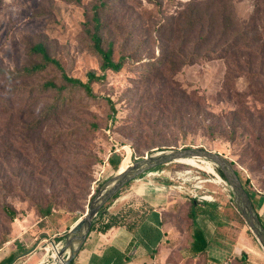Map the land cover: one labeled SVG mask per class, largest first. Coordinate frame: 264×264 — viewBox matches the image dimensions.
<instances>
[{
    "label": "rangeland",
    "instance_id": "rangeland-1",
    "mask_svg": "<svg viewBox=\"0 0 264 264\" xmlns=\"http://www.w3.org/2000/svg\"><path fill=\"white\" fill-rule=\"evenodd\" d=\"M99 1L0 0V69L15 71L41 63L39 57L30 54V48L39 43L47 48L51 58L61 63L69 77L87 82L89 72L101 74V61L92 53L85 30L92 17V7ZM192 1L121 0L111 13L105 40L113 44L115 60L127 55L138 63L128 64L120 73L109 71L105 81L94 83L97 99L77 91L69 115L55 122L52 128L57 131L61 126H69L80 113L97 126L83 144L94 174L91 195L71 212L56 207L53 215L42 219L31 202L17 191L13 193L7 202L17 210L18 216L12 223H3L0 217V241L7 240L0 247V262L14 259L12 264H53L70 227L78 217L85 216L99 188L119 170L160 151L205 148L222 154L234 164L242 181L248 182L250 197L261 207V199L264 200V0H232L241 26L234 28L240 34L229 35L227 43H218L216 58H204L170 78L163 74L155 80L148 79L145 65L162 55L159 25L165 18L178 15ZM49 80L58 85L62 80V73L52 65L28 82V86H40ZM171 91L178 101L182 100L183 92L188 93L195 113L202 110L198 123L201 125L204 117V125L216 126L219 133H204L193 123L185 125L181 116L169 115L161 120L165 108L154 106V102ZM108 101L113 103L115 114ZM201 102L203 107L199 105ZM173 119L176 120L171 122ZM20 125L0 144L10 147L16 143L25 154L30 153L25 137L20 134ZM229 125L235 126L234 135ZM8 151L9 161L3 162L0 182L4 178V182L12 179L17 166L16 155L9 148ZM113 156L121 158L119 168L111 165ZM207 171L209 168L203 161L185 160L147 173L120 191L124 195L152 182L167 186L163 193L159 191L165 196L170 194L172 203L168 210H173L164 214L167 264H210L209 255L194 258L190 250L195 230L190 211L192 205L211 202L226 213L231 199L229 186L219 183L218 176ZM180 186L197 192L200 198L179 190ZM61 187L60 183L54 188L47 185L42 192L58 193ZM235 215L238 220L232 217L229 226L233 234L229 237L242 245L253 243L264 256V249L257 239H252L255 236L241 214ZM204 234L211 242V250L214 247L224 250L219 256V261L224 262L232 253L233 243L226 241L222 232L214 236L211 229H204ZM235 262L230 259L224 264Z\"/></svg>",
    "mask_w": 264,
    "mask_h": 264
},
{
    "label": "trees",
    "instance_id": "trees-1",
    "mask_svg": "<svg viewBox=\"0 0 264 264\" xmlns=\"http://www.w3.org/2000/svg\"><path fill=\"white\" fill-rule=\"evenodd\" d=\"M67 1L81 2V0ZM120 4L121 0H100L92 7V17L86 23L85 30L91 41L92 53L101 61V74L96 71L89 72L87 82L69 77L61 63L51 58L47 48L39 43L30 48V54L39 57L41 63L15 71L0 69V142L22 122L20 134L27 141L25 143L27 149L31 150L30 153L25 154L22 148L16 147V143L10 147L0 144V162H2L0 170H4L3 162L9 161L8 148L16 155L17 161L13 178L6 182L4 178L0 182V217L3 223L6 221L12 223L17 219V210L7 202L9 196L16 191L34 205L36 213L42 219L53 215L56 207L71 212L74 207L87 201L91 195L94 174L83 144L97 126L81 117L83 114L80 113L71 120L72 124L69 126H61L62 128L57 131L52 128L55 122L69 115V111L73 109L72 103L77 91H83L88 97L97 99L92 87L94 83L105 81L109 71L120 73L128 64L138 63L133 56L132 58L127 55H122L116 61L113 44L105 40V33L110 28L109 16ZM235 25L241 27L232 0H193L178 15L165 18L159 25V44L162 47V55L145 65L148 79L155 80L163 74L170 78L184 67L198 64L204 58H216L218 43H227L229 35L240 34L234 28ZM49 65L62 73L61 84L58 85L54 80H49L40 86L29 87L28 82ZM171 92L167 94L168 96H160L154 102V106L165 108L162 111L161 120L169 115L174 118L181 116V122L185 125L190 126L193 123L204 133L213 135L219 133L216 126L204 125L206 122L204 117L201 120L202 124L198 123L197 118L202 110L198 109L199 111L195 113L196 110L193 109L191 102L192 97L188 93L183 92L182 100L178 101L175 92ZM25 93L27 97L24 98ZM49 95L54 96L51 98ZM108 102L115 114L113 103ZM199 105L204 106L202 102ZM112 119L114 121L115 118ZM174 120L176 119L171 122ZM228 127L235 129V126L229 125ZM232 130L231 133L234 135L235 131ZM110 163L114 168H119L121 158L113 156L110 158ZM232 165L234 167L233 163ZM237 174L241 179L240 174L238 172ZM59 183L62 187L58 193L42 192L47 185L54 188ZM242 184L249 193L248 182L242 181ZM119 194L120 192L104 207L91 232L106 233L115 223L134 227L130 219V216L134 214L132 209L122 212V215H114L105 211L119 197ZM252 201L256 208V200L252 199ZM192 206L190 216L195 230L190 250L194 258L208 256L207 249L210 242L196 224V218L201 211L196 206ZM229 208L238 213L233 205L230 204ZM172 211L167 213H172ZM154 235L158 243L161 240L160 233ZM5 242H7L6 239L0 241V247ZM13 260H4L0 264H12Z\"/></svg>",
    "mask_w": 264,
    "mask_h": 264
},
{
    "label": "crops",
    "instance_id": "crops-1",
    "mask_svg": "<svg viewBox=\"0 0 264 264\" xmlns=\"http://www.w3.org/2000/svg\"><path fill=\"white\" fill-rule=\"evenodd\" d=\"M166 187L164 184L152 182L143 184L127 194H119V197L105 211L114 215H122V212L132 209L134 214L130 216V219L133 221L134 227L130 228L115 223L106 233L91 232L81 252L72 264H167L168 256L166 253L168 251L164 246L166 243L164 214L171 211L168 208L172 202L170 194L165 196L159 193V191L163 193ZM180 189L183 192L192 194L184 186H180ZM261 200V207L257 206V209H255L264 224V214H261L264 212V200ZM230 204L232 203L230 202ZM196 208L201 211L196 223H198L203 233L204 229H211L214 236L222 232L224 237L226 236V241L233 243L232 253L225 261L234 259L236 264H264V256L258 252L256 245H253V243L251 245L249 242H247L248 245L235 243V240L229 237L233 234V230L229 226V223H232V217L238 220L229 205L226 213L220 212L219 209L224 210L221 207L219 208L216 203L211 202L204 205L198 204ZM82 216L80 219L83 218ZM146 233H148L147 236ZM159 233L161 240L156 243L154 234ZM252 239L256 238L253 237ZM208 241L210 242V240ZM210 247L209 245L207 249L210 264H224L225 261L222 263L219 261V256L224 250L215 247L211 250Z\"/></svg>",
    "mask_w": 264,
    "mask_h": 264
},
{
    "label": "water",
    "instance_id": "water-1",
    "mask_svg": "<svg viewBox=\"0 0 264 264\" xmlns=\"http://www.w3.org/2000/svg\"><path fill=\"white\" fill-rule=\"evenodd\" d=\"M192 158L208 161L221 172L230 188L232 205L241 214L250 231L264 249V224L231 161L222 154L205 148H182L147 155L128 166L124 171L119 170L116 175L106 181L92 197L85 216L70 229L69 234L63 239L53 264H72L85 245L104 207L125 186L155 169Z\"/></svg>",
    "mask_w": 264,
    "mask_h": 264
},
{
    "label": "bare ground",
    "instance_id": "bare-ground-1",
    "mask_svg": "<svg viewBox=\"0 0 264 264\" xmlns=\"http://www.w3.org/2000/svg\"><path fill=\"white\" fill-rule=\"evenodd\" d=\"M192 159H194V160H198V161H203L205 164H206V166L209 168V171H207V172H209V173H212V174H214V175H216V176H218L217 175V172H216V170H215V168H214V166H213V164L212 163H210V162H208V161H205V160H201V159H195V158H192ZM192 159H187V160H192ZM125 169H121V172L122 171H124ZM206 172V171H205ZM219 174V173H218ZM218 179H219V183H222L223 182V180L218 176Z\"/></svg>",
    "mask_w": 264,
    "mask_h": 264
},
{
    "label": "built area",
    "instance_id": "built-area-1",
    "mask_svg": "<svg viewBox=\"0 0 264 264\" xmlns=\"http://www.w3.org/2000/svg\"><path fill=\"white\" fill-rule=\"evenodd\" d=\"M206 182H208V181H204V182H202V183H206ZM223 183L227 186V182L223 181ZM199 188L202 189V187H199ZM179 190H181V189H179ZM192 196H193L194 198H200V197L198 196V193H197V192H193V193H192Z\"/></svg>",
    "mask_w": 264,
    "mask_h": 264
}]
</instances>
